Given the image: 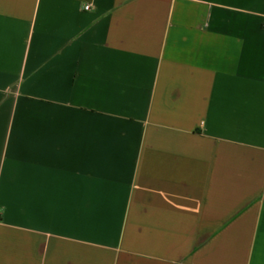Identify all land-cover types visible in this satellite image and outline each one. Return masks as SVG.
I'll use <instances>...</instances> for the list:
<instances>
[{
    "label": "crops",
    "instance_id": "0c3cea01",
    "mask_svg": "<svg viewBox=\"0 0 264 264\" xmlns=\"http://www.w3.org/2000/svg\"><path fill=\"white\" fill-rule=\"evenodd\" d=\"M0 264H264V0H0Z\"/></svg>",
    "mask_w": 264,
    "mask_h": 264
},
{
    "label": "built area",
    "instance_id": "2783aa9c",
    "mask_svg": "<svg viewBox=\"0 0 264 264\" xmlns=\"http://www.w3.org/2000/svg\"><path fill=\"white\" fill-rule=\"evenodd\" d=\"M90 9H91L90 5H86V6H85V10H86V11H89Z\"/></svg>",
    "mask_w": 264,
    "mask_h": 264
}]
</instances>
